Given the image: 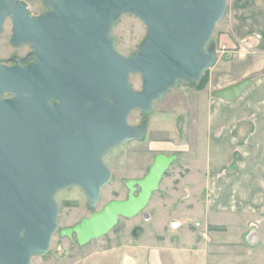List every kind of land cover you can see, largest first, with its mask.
Returning a JSON list of instances; mask_svg holds the SVG:
<instances>
[{
    "label": "water",
    "instance_id": "95a60500",
    "mask_svg": "<svg viewBox=\"0 0 264 264\" xmlns=\"http://www.w3.org/2000/svg\"><path fill=\"white\" fill-rule=\"evenodd\" d=\"M32 15L23 0H0V34L11 17L14 45L30 44L35 59L0 60V264H31L48 252L58 229L56 195L80 187L96 207L112 178V149L142 139L144 125L129 122L136 109L151 112L179 81L193 84L217 60L207 49L227 0H44ZM125 14L138 17L146 36L127 56L113 27ZM142 76L136 90L130 76ZM246 78L214 90L238 99ZM12 94V96H7ZM178 155L158 153L149 172L128 179L126 199L109 201L62 236L85 245L110 233L120 217L138 216ZM142 227L134 230L140 236ZM75 237V239H74Z\"/></svg>",
    "mask_w": 264,
    "mask_h": 264
},
{
    "label": "crops",
    "instance_id": "0c3cea01",
    "mask_svg": "<svg viewBox=\"0 0 264 264\" xmlns=\"http://www.w3.org/2000/svg\"><path fill=\"white\" fill-rule=\"evenodd\" d=\"M228 4L229 20L218 39L224 57H217L206 87L200 89L195 143L200 158L193 163L194 172L180 179L185 194L181 206L170 210L159 199L152 217L155 225H170L180 238L170 235L162 250L154 247L150 264H219V252L233 253L230 243L240 236L248 256L264 247V0ZM246 78L252 80L238 99L213 96L214 90ZM152 142L166 150L175 146ZM190 224L201 236L188 230Z\"/></svg>",
    "mask_w": 264,
    "mask_h": 264
},
{
    "label": "rangeland",
    "instance_id": "374dc122",
    "mask_svg": "<svg viewBox=\"0 0 264 264\" xmlns=\"http://www.w3.org/2000/svg\"><path fill=\"white\" fill-rule=\"evenodd\" d=\"M23 1L28 4L32 15H40L50 9L44 0ZM229 2L230 0H227L225 13L217 23L207 46V49L215 47L217 57L221 58L224 56L220 53L221 43L218 39L224 22L229 20ZM112 32L117 49L124 55L131 56L139 51L146 36V26L135 15L125 14L116 22ZM12 34L13 24L9 17L0 34V60L9 65L28 64L33 61L35 59L33 47L25 43L14 45L11 41ZM211 68L203 74V77L208 75L202 85L200 82L203 77L193 84L179 81L176 88L156 102L151 112L139 109L131 112L129 122L135 126L144 125L145 136L142 139L130 140L110 151L106 163L112 170V178L104 187L96 207L91 206L87 195L78 186L64 189L56 195L59 206L58 229L52 237L48 252L34 256L31 264H150L149 256L154 247L162 250L163 240L170 235L172 239L180 238L178 233H173L170 225L164 227L162 224L155 225L152 217L155 203L159 199L162 201V207L170 210L178 209L184 201V186L180 185V179L194 172L193 163L200 158L198 151L195 150V143L196 132L201 122L199 117L197 126L196 117L200 116L201 110L200 89L206 87ZM130 82L136 90L142 89L141 74H131ZM154 140L172 142L175 146L170 150L160 146L155 148L152 142ZM181 147L188 150H180ZM158 153L168 155L176 153L178 158L166 171L159 189L153 193L148 206L138 216L120 217L118 224L110 233L85 245H79L73 239L60 234L61 229L77 224L94 211L101 210L109 201L126 199L129 193L126 181L144 177ZM137 226L143 229L140 236L133 233ZM188 230L196 231V234L201 236L200 230L193 224L188 226ZM181 238H184V234ZM206 239L212 241L208 237ZM230 246L234 252H219V264H227L224 259L229 255L234 258V262L229 264H264V247L248 256V245L244 242L243 236L236 237ZM213 261L208 264H214Z\"/></svg>",
    "mask_w": 264,
    "mask_h": 264
},
{
    "label": "trees",
    "instance_id": "16d2710c",
    "mask_svg": "<svg viewBox=\"0 0 264 264\" xmlns=\"http://www.w3.org/2000/svg\"><path fill=\"white\" fill-rule=\"evenodd\" d=\"M207 75H208V74H206V75L203 77L202 81L200 82V85H202V84L206 81Z\"/></svg>",
    "mask_w": 264,
    "mask_h": 264
},
{
    "label": "flooded vegetation",
    "instance_id": "af4514ba",
    "mask_svg": "<svg viewBox=\"0 0 264 264\" xmlns=\"http://www.w3.org/2000/svg\"><path fill=\"white\" fill-rule=\"evenodd\" d=\"M12 24H13V22H12ZM126 218H127V217H126ZM137 227H138V226H137ZM137 227H136V228H137ZM136 228H135V229H136ZM135 229H134V230H135ZM133 233H134V231H133Z\"/></svg>",
    "mask_w": 264,
    "mask_h": 264
}]
</instances>
